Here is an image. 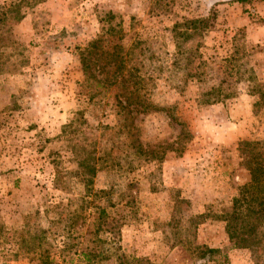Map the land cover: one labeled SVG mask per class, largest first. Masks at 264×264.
Segmentation results:
<instances>
[{"label": "rangeland", "instance_id": "rangeland-1", "mask_svg": "<svg viewBox=\"0 0 264 264\" xmlns=\"http://www.w3.org/2000/svg\"><path fill=\"white\" fill-rule=\"evenodd\" d=\"M211 7L216 16L202 39L201 80L194 76L174 90L165 72L155 74L147 95L153 106H173L176 120L166 108L135 113V103L124 119L112 86L84 87L77 53L99 35L109 47L104 29L110 24L120 28L115 41L124 50L143 39L162 58L173 49L172 23L206 16ZM22 9L23 18L11 26L15 43L0 56V264H26L11 252L27 211L68 199L89 204L92 212L94 190L108 188L112 201L126 200L120 248L142 264H192L185 246L228 247L216 216L249 179L237 143L264 139V106L253 110L242 73L249 69L264 84V0L243 6L228 0H27ZM233 50L239 71L223 61ZM219 78L227 92L234 90L230 95L211 104L197 98ZM66 123L71 125L63 131ZM135 138L142 156L135 153ZM89 158L98 170L86 189L77 162ZM55 168L63 173L59 185L53 184ZM99 202L105 205L103 198ZM105 211L118 213L108 206ZM47 224L38 221L39 227ZM228 257V264H252L244 248L229 249Z\"/></svg>", "mask_w": 264, "mask_h": 264}, {"label": "trees", "instance_id": "trees-1", "mask_svg": "<svg viewBox=\"0 0 264 264\" xmlns=\"http://www.w3.org/2000/svg\"><path fill=\"white\" fill-rule=\"evenodd\" d=\"M228 1L238 2L241 6L250 2ZM26 3L27 0L0 2V56L15 43L11 26L23 18L25 12L22 8ZM215 16L216 11L211 7L206 16H181L179 20H175L170 28L173 49L171 52L164 50L162 58L160 53L152 52L143 39L135 38L124 50L123 46L115 41L122 37L120 28L110 24L104 29L105 33L111 36L109 47H104L105 38L99 35L77 53L84 87L92 83L96 86H112L115 90V104L124 119L130 117L133 107L130 108L129 105L134 103L135 113L145 112L151 107L166 108L169 113L173 106H153L147 98L154 85V75L165 72L166 78L163 79L174 90H181L194 76L198 78L196 81L201 80L206 64L200 48L203 46L204 35L213 27ZM110 18L112 15H109L108 19ZM234 54L236 50L223 61L229 62L231 67L239 71V64L234 66L238 60ZM250 71L243 70L242 73H246L245 79L250 83L247 91L254 98L251 105L255 111L264 106V84L257 82L254 73ZM227 75H231L230 70ZM224 82V78H219L218 84L198 92L197 98H201L206 104L220 102L234 91L227 92L230 87L222 86ZM87 94L92 96L90 92ZM169 115L173 120L177 119L171 112ZM70 125H63V131ZM237 150L243 157L242 163L248 171L249 179L237 186L229 207L216 216L223 223L229 246H185L192 264H228V250L231 248H244L249 251L252 264H264V139L240 140ZM135 153L144 155L137 138ZM77 165L84 187L90 188L91 179L98 170L96 160H79ZM54 171L53 184L59 185L62 183L63 173L57 168ZM94 194L97 197L92 202V212L86 209L90 208L89 204L78 205L74 200L67 199L66 202H46L40 212L33 210L23 214L21 224L15 231L16 248L11 252L13 259L23 258L26 264H71L72 260H81L85 264H94V260L108 261V264H142L141 258L124 254L118 243L120 228L128 221L122 214L126 200H123V204L120 199L112 201V188L97 189ZM127 195L130 200L133 199L131 193L128 192ZM100 198L104 199L105 205L100 204ZM107 206L118 211L116 217L105 211ZM41 218L46 219V227L38 226ZM99 232L105 233V236L100 238ZM199 260L203 263L198 262Z\"/></svg>", "mask_w": 264, "mask_h": 264}]
</instances>
